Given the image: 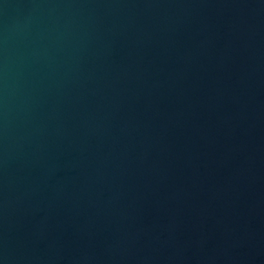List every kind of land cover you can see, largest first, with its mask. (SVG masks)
Instances as JSON below:
<instances>
[{
	"label": "water",
	"instance_id": "water-1",
	"mask_svg": "<svg viewBox=\"0 0 264 264\" xmlns=\"http://www.w3.org/2000/svg\"><path fill=\"white\" fill-rule=\"evenodd\" d=\"M0 264H264V0H0Z\"/></svg>",
	"mask_w": 264,
	"mask_h": 264
}]
</instances>
